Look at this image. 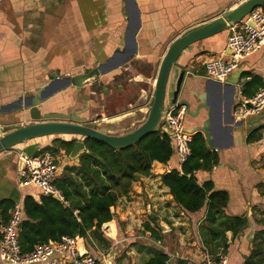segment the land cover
Here are the masks:
<instances>
[{"label": "crops", "instance_id": "0c3cea01", "mask_svg": "<svg viewBox=\"0 0 264 264\" xmlns=\"http://www.w3.org/2000/svg\"><path fill=\"white\" fill-rule=\"evenodd\" d=\"M135 1L140 16L136 54L122 67L94 79V87L89 82L79 89L71 86L56 92L45 105L49 111L86 117L108 134L132 131L147 117L158 67L168 46L242 0ZM128 4V0H0V108L19 96L33 94L56 76L80 74L109 57L123 45ZM226 36L227 29L187 46L172 67L167 89L171 97L183 72L176 102L188 100L193 111L200 102L198 97L206 98L209 108L201 109L196 118L188 114L184 117V125L190 131L212 111L214 146L207 145L216 151L218 162L211 171H197L195 175L199 183L211 180L216 189L229 193V214L247 217L249 228L239 236L231 239L232 233H225L226 264H242L250 251L253 233L264 228V107L258 114L236 118L233 104L242 95L244 78L232 93L226 82L206 76L204 61L228 51ZM239 66L264 81V45L242 58ZM124 76L122 84L118 79ZM30 122L27 111H0L3 133ZM261 126V138L248 143V134ZM54 138L69 140L72 135L36 137L0 152V225L15 202L24 200L26 195L37 201L43 196L37 188L19 186L16 150L27 155L51 152L46 145L56 147ZM55 154L60 162L57 179L65 165H77L78 161L67 160L61 148ZM172 169H180L174 153L166 163L154 161L150 174L138 175L128 194L118 198L111 207L112 219L101 228L111 242L108 248L90 244L82 237L78 238V247L97 256L98 264H144L151 248L166 253L172 264L178 260L194 264L208 255L197 230L205 207L187 212L175 203L161 181V175ZM149 210L156 214L154 221L150 220ZM145 222L158 231L160 239H154L144 229ZM0 264L6 263L0 259Z\"/></svg>", "mask_w": 264, "mask_h": 264}, {"label": "trees", "instance_id": "16d2710c", "mask_svg": "<svg viewBox=\"0 0 264 264\" xmlns=\"http://www.w3.org/2000/svg\"><path fill=\"white\" fill-rule=\"evenodd\" d=\"M261 6L264 8V4ZM241 78H244L242 96H252L264 87L262 78L251 71L244 70ZM262 127L248 134V143L261 138ZM74 142L75 139L54 138L52 143L57 146L46 145V149L55 154L61 148L68 155ZM84 143L87 151L79 155L78 164L65 165L62 175L55 180L67 204L51 196H41L40 201L32 195L24 197V217L19 231L22 252H30L38 243L59 240L64 235H78L90 244L108 248L111 242L101 228L113 217L111 207L119 197L128 194L138 175L150 174L154 161L166 163L173 155L171 138L161 127L135 144L121 148H112L92 138H85ZM190 147L191 154L180 169L163 173L161 181L175 203L185 211L196 212L205 207V215L197 227L198 235L206 253L218 260L228 249L225 233L230 231L234 239L247 230L249 224L245 225L242 215L227 212L229 193L226 190L216 189L211 180L198 182L195 173L211 171L218 162L216 151L209 148L202 132L193 134ZM4 211L2 209V216ZM7 219L3 217L4 222ZM150 220L154 221L151 217ZM144 229L154 239H160L149 222L144 223ZM168 258L166 253L151 248L144 264H166ZM176 264H185V261L178 260ZM242 264H264V228L253 233L250 251Z\"/></svg>", "mask_w": 264, "mask_h": 264}, {"label": "water", "instance_id": "95a60500", "mask_svg": "<svg viewBox=\"0 0 264 264\" xmlns=\"http://www.w3.org/2000/svg\"><path fill=\"white\" fill-rule=\"evenodd\" d=\"M128 2L129 14L123 35V45L117 47L109 57L80 74L56 76L38 87L33 94L19 96L18 99L6 103L0 108L2 112H12L18 109L27 111L31 121L28 124L20 125L5 133H3V129H1L0 152L12 150L23 141L36 137L47 135H72V138L69 140L75 139V142L67 155V160H74L77 162L79 160V155L87 151L84 143L85 138L101 141L112 148H121L135 144L142 137L151 133L158 127H161L168 135H171V130L167 124L161 122L166 101L171 103L176 102L181 90L183 72L178 76L171 97L167 89L172 67L177 61L180 53L190 44L226 30L229 25L242 19L252 9L264 4V0H242L233 9L223 12L210 22L191 29L176 38L168 46L159 64L147 117L139 126L130 132L120 135L108 134L98 130L86 117H79L73 113L49 111L45 105L56 92L65 90L71 86L79 89L89 80H94L122 67L136 54V32L140 27V16L136 1L128 0ZM242 72L243 67L239 66L232 72L226 81V84L232 88V93L235 92L237 83L242 79ZM90 85H92V83ZM169 97L170 99H168ZM198 99L200 102L193 111L190 110V103L188 100L181 99L178 103H182L187 107L186 114L192 118H196L201 109L209 108L204 96H199ZM231 100H233V98H231ZM211 117L212 111L210 110L207 118L200 125L194 126L191 131L193 133L202 132L206 143L213 147L214 138L211 127ZM78 137H80V139ZM16 152L18 156V170H21L24 162L22 158H19L20 152L18 149ZM21 154L27 155L25 152ZM148 214L152 219H156V214L150 212V210ZM242 218L245 225H248L247 217L243 216Z\"/></svg>", "mask_w": 264, "mask_h": 264}, {"label": "built area", "instance_id": "2783aa9c", "mask_svg": "<svg viewBox=\"0 0 264 264\" xmlns=\"http://www.w3.org/2000/svg\"><path fill=\"white\" fill-rule=\"evenodd\" d=\"M264 45V8L260 5L248 12L242 19L227 28L226 48L218 57L204 61L206 76L225 83L235 71L242 58L253 54ZM264 107V87L252 96H238L233 104V115L245 119L258 114ZM187 107L178 102L166 101L162 122L171 130L173 153L181 166L191 154L190 143L193 132L186 129L184 117ZM24 165L19 171V186L37 188L43 196H51L67 204L60 188L55 184V156L45 151L39 155H22ZM152 167V166H151ZM23 200L15 202L9 210L8 219L0 225V259L6 264H98L99 259L92 253L78 247V235L62 236L35 245L32 251L22 252L19 244L20 223L23 219ZM177 256V254H175ZM226 256L213 260L206 255L194 264H226ZM166 264H172L170 258Z\"/></svg>", "mask_w": 264, "mask_h": 264}, {"label": "rangeland", "instance_id": "374dc122", "mask_svg": "<svg viewBox=\"0 0 264 264\" xmlns=\"http://www.w3.org/2000/svg\"><path fill=\"white\" fill-rule=\"evenodd\" d=\"M125 76L124 77H121L120 79H118V81L119 82H121L122 84L124 83V81H125ZM88 82H93V84L92 85H90L91 87L93 86L94 87V85H95V82L93 81V80H89ZM87 82V83H88ZM126 83H128L127 81H126ZM79 139H80V137H78ZM16 147V146H15ZM54 155V154H53ZM56 155V154H55ZM56 158H57V156H55V165H56V169H57V164L58 165H60V162H59V159H58V161L56 160ZM73 161V160H72ZM141 264H142V262H140Z\"/></svg>", "mask_w": 264, "mask_h": 264}]
</instances>
